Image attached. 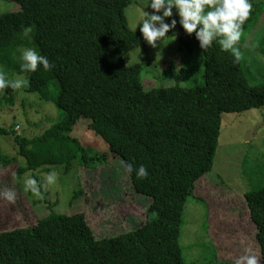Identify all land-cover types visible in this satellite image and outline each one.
Masks as SVG:
<instances>
[{
  "label": "trees",
  "instance_id": "obj_1",
  "mask_svg": "<svg viewBox=\"0 0 264 264\" xmlns=\"http://www.w3.org/2000/svg\"><path fill=\"white\" fill-rule=\"evenodd\" d=\"M12 1L20 9L0 14V72L10 80L27 75L25 91L63 113L34 137L0 127V137L14 135L26 160L19 172L61 166L69 174L75 161L90 169L121 158L124 165H132L133 172L125 173L133 193L151 203L142 225L111 237L95 238L82 213L51 212L31 226L0 230V264H186L180 245L183 214L196 182L213 169L223 114L264 107V82L251 83L241 56L236 60L216 40L200 49L195 33L186 34L173 15L165 20H177L182 34L178 56L169 65L187 61L180 70L182 78L197 52L204 84L147 91L142 65L125 63L126 55L144 43L139 27L131 30L125 14L132 0ZM259 11L260 5L251 3L241 31ZM29 25L30 40L21 37L22 28ZM23 48L44 55L49 68L38 65L36 72L21 71ZM12 90L5 88L0 104L6 100L14 105L15 99L7 97ZM81 120L89 122L88 129L110 153L95 152L71 136ZM13 161L0 150V168ZM140 165L148 173L143 179L135 175ZM80 195L75 192L71 202ZM244 200L264 264V185L244 194ZM208 225L200 226V244L212 264H218L215 247L205 240Z\"/></svg>",
  "mask_w": 264,
  "mask_h": 264
},
{
  "label": "rangeland",
  "instance_id": "obj_2",
  "mask_svg": "<svg viewBox=\"0 0 264 264\" xmlns=\"http://www.w3.org/2000/svg\"><path fill=\"white\" fill-rule=\"evenodd\" d=\"M147 2L132 0L125 11L129 28L135 32L144 11L152 12L151 8H145ZM248 2H256L260 11L258 17L241 31L236 47L251 83L257 84L264 82V0ZM19 9L20 6L12 0H0V14ZM173 15H177L175 11ZM165 23L170 21L165 20ZM181 34L176 24L162 43L156 42L155 48L144 41L126 55L127 66L142 65L141 76L147 91L204 84V66L197 52L184 69L182 78L179 77L180 70L187 61L181 60L173 67L169 65L168 61L178 56ZM13 79L21 80L22 86L7 95L15 99L13 106L2 100L0 127L26 137L39 135L63 113L52 102L41 105L38 94L25 91L27 75H16ZM4 95L5 88L0 89V98L3 99ZM222 122L213 169L196 182L194 195L185 207L180 237L183 256L186 264H212L200 244L201 235H204L200 226L208 223V231L204 230L207 234L205 240L215 247L218 264H235L246 250L261 264L257 229L245 206L244 194L264 185V167H260L264 166V107L242 113H225ZM88 124L87 120L79 121L71 136L95 152L110 153L108 145L88 129ZM0 150L5 157L14 159L7 167L0 168V230L31 226L51 212L84 214L95 238L118 235L145 222L151 200L133 193L121 158L113 160L110 156L112 161L109 163L90 169L75 161L69 174H65L61 166L40 167L37 171L22 174L19 169L25 167L26 160L19 154L14 135L0 137ZM50 172L56 174L52 183L46 180ZM29 178L35 184L26 187L25 181ZM6 191L14 193L11 201L4 198ZM78 191L81 195L71 202ZM195 198L201 200L196 201Z\"/></svg>",
  "mask_w": 264,
  "mask_h": 264
},
{
  "label": "clouds",
  "instance_id": "obj_3",
  "mask_svg": "<svg viewBox=\"0 0 264 264\" xmlns=\"http://www.w3.org/2000/svg\"><path fill=\"white\" fill-rule=\"evenodd\" d=\"M145 8H151L152 13L144 11L139 31L151 47L155 48L157 41L162 43L163 38L167 37L166 34L175 29L177 20L171 19L170 23H165V18H171L175 10L181 28L188 35L195 33L200 49H207L216 40L222 51H230L234 58L239 60L240 51L236 45L241 37V26L251 9L248 0H148ZM32 32L33 26L23 27L21 37L30 40ZM19 59L21 71L25 72H36L38 65L45 70L50 66L48 59L33 48L21 49ZM21 86V80H10L0 72V89L14 90ZM125 170L133 172L132 165L126 164ZM55 175V172L48 173L47 182L52 183ZM135 175L138 179H143L148 173L145 167L140 165L135 169ZM34 184L35 181L30 178L25 181L26 187ZM3 196L11 201L14 193L6 191ZM235 264H258V259L246 250L245 254L235 260Z\"/></svg>",
  "mask_w": 264,
  "mask_h": 264
}]
</instances>
